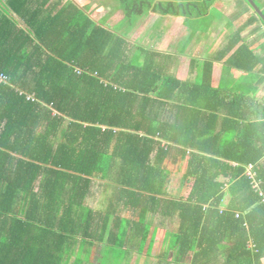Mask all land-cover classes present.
<instances>
[{
	"label": "trees",
	"instance_id": "trees-1",
	"mask_svg": "<svg viewBox=\"0 0 264 264\" xmlns=\"http://www.w3.org/2000/svg\"><path fill=\"white\" fill-rule=\"evenodd\" d=\"M216 1L123 0L121 6L129 22L151 12L192 20L208 16ZM244 2L251 10L250 24L262 22ZM256 2L264 8L262 0ZM11 3L0 2V75L7 78L0 79V264L54 263L53 250L58 253L68 244L70 213L89 210L84 205L92 179L109 181L117 160L122 177L109 207L133 205L145 220L148 209L141 204L164 205V215L179 222L176 231L163 233L175 264H186L192 255L188 264H264V197L247 175L248 166H255L264 193V119L245 126L246 93L240 97L236 91L228 103L219 90L229 88L224 80L212 88L213 62L198 63L207 76L195 85L168 74L159 62L161 52L136 46L129 55L128 32L118 35L105 19L95 22L74 4L39 20L38 14L23 15L26 0ZM11 10L27 18L29 29ZM235 48L225 64L256 72L259 58L241 34L217 60ZM244 55L248 58L240 60ZM222 111L225 118L215 115ZM206 114L215 121L204 132L208 139L196 130ZM221 121L231 123V141L230 129L211 134ZM192 149L197 152L189 155ZM179 170L189 195L176 199L164 190L165 174ZM51 185L63 186V192L69 186L73 203L57 219L60 224L38 223L36 212L50 201ZM134 198L146 199L135 206ZM44 210L38 216L43 220L49 213L59 216L54 206ZM129 238L118 241L121 253ZM130 240L143 251L147 237Z\"/></svg>",
	"mask_w": 264,
	"mask_h": 264
},
{
	"label": "crops",
	"instance_id": "crops-1",
	"mask_svg": "<svg viewBox=\"0 0 264 264\" xmlns=\"http://www.w3.org/2000/svg\"><path fill=\"white\" fill-rule=\"evenodd\" d=\"M167 1H192V0H167ZM3 5L12 6V0H0ZM264 4V0H262ZM26 6L24 8L23 15L38 14L36 19H45L50 16L54 17L57 14H62L65 12V9H73L72 4L76 5L81 11L85 12L90 18L95 22H99L102 19L107 21L108 28L114 29L111 27V22L108 20L109 17L100 15L108 14V9L111 4L104 2L102 0H26ZM122 4V2H121ZM122 10V6L119 7ZM92 10V11H91ZM264 10V8H263ZM97 12V13H94ZM153 13V12H151ZM250 14L251 10L244 0H217L213 5L208 16L204 18H194L187 20L184 17H175V16H163L166 23L161 24L163 32L159 31V35L156 37V40L148 39L146 42L147 48L161 52L163 58L159 59L161 67L163 65L164 70L168 74L173 76L182 82L188 84H199L203 82V75L194 73L197 70H201L202 64L199 66L198 63L202 62H213V70L211 75V81H209L211 87L218 88L221 85V82L226 79L229 83L228 89H219L220 94L227 100L228 103L235 99V94L241 97L242 93H246L247 97L245 98L246 107H244L247 116L245 126L251 123H257L256 121H261L264 119V114L262 108H264V25L261 22H255V24H250ZM11 15L20 23V25L26 29L27 27V18H22L18 16V12L11 10ZM96 16H99L98 19ZM161 16V15H160ZM170 18V19H169ZM189 31L188 37L185 38L186 41L183 42V46L180 47L177 42L181 41V32ZM123 34L126 35V32ZM238 34H241L242 43L249 46L252 50L255 51V55L259 58L260 64L256 68V72L249 73L232 66H228L225 63L228 59L232 57V54L239 48L241 45H238L232 52L228 53L225 60L218 61L219 53L231 42L234 37H238ZM214 35V36H212ZM203 36V37H202ZM161 37V38H160ZM194 40L192 41V39ZM194 42V44H192ZM212 43V44H211ZM206 52L204 50L209 48ZM164 46H168L166 49ZM177 49L172 50V48ZM198 46L199 48H197ZM178 48H180L178 50ZM206 48V49H205ZM199 54L202 53L200 57H194V52ZM211 52V53H209ZM248 56H241L240 60L247 59ZM244 61V60H243ZM180 71L178 72V69ZM169 70V71H168ZM200 75V77H199ZM207 74L204 75L206 77ZM232 89L234 92H232ZM211 102H214L213 100ZM226 112L222 111L221 115L215 113V115L225 118ZM214 118L206 114L205 123L200 127L198 132L200 136H205L208 139L210 134L204 132L207 131L214 123ZM230 129L231 133L228 135V141L234 139V130H231V123H228V126L223 121L219 122L211 133L212 135H221L222 129ZM248 132L255 134L250 125V130ZM226 135L221 136V138H226ZM216 137V136H215ZM192 152H197V150L192 149L189 155ZM183 173V171H182ZM184 174V173H183ZM226 177H221L220 181H228ZM92 186H90L85 197V207L91 208L90 212L83 211L81 208L72 214V220L66 221L70 227L71 235H68L69 238L73 239L77 237L76 241H68L69 246L61 250H53V253L57 254V259L52 264H106V260L109 257L119 254L126 255L129 253L128 257L131 260L124 259L127 264H135V259L140 261L139 264H175L174 262V252L169 251V245L165 244L166 238L165 234L167 231H176L169 226H167L166 220H170L171 223H177L179 227V222L177 219H170L164 215V205L160 206L161 211L155 207V204H141L140 208H147L148 213L145 216V220L142 218L141 211H136L133 205L127 204H116L114 209L110 207V213L104 214L100 213L96 209L99 207V200L104 199L102 192L105 187L112 188V194L117 190V184L109 181L102 182L101 179L95 178L92 179ZM101 182L104 186H100ZM109 184V185H108ZM166 184L164 185V187ZM44 188V187H43ZM64 187L60 186L59 188H54L52 185L49 188V193L47 198L51 195L50 201H45L42 208H39L36 212V215L42 217L45 214L44 206H54V213H58L59 216H53L48 214V218H40L35 216V219L38 223L46 222L47 220H53L55 223H59L60 214L64 213L65 202L64 196L68 194L70 196V204L73 203L71 198V188L66 187L67 192H63ZM40 185L37 186L36 191L39 192ZM70 190V191H69ZM120 193L122 192V189ZM164 190H166L164 188ZM167 191V190H166ZM168 192V191H167ZM111 194V196H112ZM168 194L173 197L169 192ZM102 195V197H101ZM46 198V199H47ZM174 198V197H173ZM146 198H134L133 204H138L141 201H144ZM78 201V200H77ZM138 202V203H137ZM82 211V212H81ZM108 212V211H107ZM157 213L163 218L162 224L154 225L153 217ZM142 221V223H139ZM79 223L77 226H74V223ZM60 224V223H59ZM126 225V226H125ZM37 227H41L38 225ZM61 230V228H59ZM167 230V231H165ZM159 231V234H158ZM60 233V232H59ZM157 234V235H156ZM138 237V240L147 237V242L144 247V250L141 251L137 246L136 241L132 243L130 238ZM130 237L127 240L126 247H124L123 252L121 253L117 243L122 238ZM160 238L162 242V247L159 252H156V240ZM82 239V240H79ZM57 240L59 238L57 237ZM155 241L153 246L150 245L151 241ZM37 244H35L36 246ZM140 245V244H139ZM58 247V245H56ZM118 255V256H119ZM63 256V259L62 257ZM169 256V257H168ZM194 255L189 256L186 259V264L193 261ZM97 260V262H96ZM121 261L120 263H122Z\"/></svg>",
	"mask_w": 264,
	"mask_h": 264
},
{
	"label": "rangeland",
	"instance_id": "rangeland-1",
	"mask_svg": "<svg viewBox=\"0 0 264 264\" xmlns=\"http://www.w3.org/2000/svg\"><path fill=\"white\" fill-rule=\"evenodd\" d=\"M102 1L110 3L111 6L108 9L109 13L106 15H100V17H104V16L107 17L108 16L109 17L108 20L111 22L110 26L114 28L113 30L118 35H122L123 37H126L123 33L128 32L127 33V39L130 43H132L130 45L128 44L129 55H131L134 52V49H136V46H142V47L146 46L145 44H146L148 39H151L154 41V40H156V37L159 35V31L161 30V33L163 32V28H161V24L166 23L164 21L165 18L163 16H160L159 14H156L154 12L153 13H145L142 17H139L137 20L135 19L133 22H129L126 19L125 12L123 11V9L121 8L122 10H120V8H119L121 6V2L123 0H102ZM156 1L161 2V1H167V0H156ZM83 13H85V12H83ZM94 13H97V12H94ZM96 17L98 19L99 16H96ZM187 33L190 34L189 31L181 32L180 36L182 38H181L180 42H177L179 44L178 47H180L181 45L182 46L184 45L183 42L186 41L185 38L188 37ZM212 36H214V35H212ZM193 40H194V38L192 39V41ZM192 44H194V42ZM211 44H209V48L208 49L205 48L206 50H204V51L207 52L210 49ZM164 47L166 49L168 48V46H164ZM196 47L199 48L198 46H196ZM175 49H177V46L175 48H172V50H175ZM179 49L180 48H178V50ZM136 50H138V49H136ZM209 53H211V52H209ZM201 55H202L201 52H199V54L197 53V51L194 52V57L195 56L200 57ZM179 71H180V68L178 69V72ZM170 72L172 74H175L172 72V70ZM194 73L201 75L200 70H197ZM164 74L168 75L165 71H164ZM200 75H199V77H200ZM225 82H226V85H231V87H232V83H229L227 79ZM232 92H234L233 89H232ZM241 93H243V92H241ZM164 113H163V115H164ZM165 117H166V114H165ZM253 170H254V166H248L249 173H253L254 172ZM120 171H121V163H120V160H117L115 163L114 169H113V175L110 179V182L117 184L116 180L121 179V177H122L121 175H119ZM165 179H166V183H165L166 186L164 188L174 198L181 199V198H186L189 195V192L185 191L186 183H185V179H184V174L181 172V170H179L177 172H172L170 175L168 172H166ZM111 194H112V188L111 187H105L104 191L102 192V195L104 196L105 200H103V199L99 200V203H98L99 207L96 208L99 211L101 210L100 213H103L104 211H108L110 209L108 202L110 200ZM102 195H101V197H102ZM230 201H231V197H230V195H227L224 203L226 205H228V204H230ZM64 202L66 203L65 208H64L65 209L64 213H65V212H67L68 207L70 205V196L68 194H65ZM90 209L91 208H89V210ZM157 209L159 211H161L159 204L157 205ZM71 213H70V217H72ZM62 215H64V214H60L59 218H61ZM152 220H154L153 221L154 225H159V226L163 222L162 221L163 218L158 213H157V215H155L153 217ZM58 221H60V220H58ZM166 222H167V226H169L170 228H172L174 230L178 229V228H176L178 226L177 223H171L170 220H166ZM78 224L79 223H77V225ZM53 226L55 227L56 231L60 232L58 224H53ZM70 230H71L70 228L66 230V233L68 235H71ZM77 239L78 238L75 237L73 239L67 238L66 240L67 241H71V240L76 241ZM79 240H82V239H79ZM162 242L163 241L160 238H158L156 240V252H159V250L161 249ZM65 246L68 247L69 244H66ZM128 255H131V254H129V253L127 255H126V253L122 254L124 259L128 258L127 260H131V258L128 257ZM122 256H118V255L111 256V257H109L108 260H106V264H127L126 261H123ZM121 261H123V262L120 263ZM96 262H97V260H96ZM139 263H140V261L138 259H135V264H139Z\"/></svg>",
	"mask_w": 264,
	"mask_h": 264
},
{
	"label": "built area",
	"instance_id": "built-area-1",
	"mask_svg": "<svg viewBox=\"0 0 264 264\" xmlns=\"http://www.w3.org/2000/svg\"><path fill=\"white\" fill-rule=\"evenodd\" d=\"M0 79L3 81L5 79H7L4 75H0ZM253 166V165H250ZM254 172L253 173H249L248 168H247V175L250 176V178L253 180V188L260 193L261 196L264 197V193L262 191L261 188V183L257 180V173L255 172V166H254ZM208 206H205V208H207ZM225 211V209H222V213ZM241 213L240 212H236V218H240Z\"/></svg>",
	"mask_w": 264,
	"mask_h": 264
},
{
	"label": "water",
	"instance_id": "water-1",
	"mask_svg": "<svg viewBox=\"0 0 264 264\" xmlns=\"http://www.w3.org/2000/svg\"><path fill=\"white\" fill-rule=\"evenodd\" d=\"M246 1L248 2V4L252 7V9L255 11V13L259 16V18L264 23V12L259 7V5L256 3V1L255 0H246Z\"/></svg>",
	"mask_w": 264,
	"mask_h": 264
},
{
	"label": "clouds",
	"instance_id": "clouds-1",
	"mask_svg": "<svg viewBox=\"0 0 264 264\" xmlns=\"http://www.w3.org/2000/svg\"><path fill=\"white\" fill-rule=\"evenodd\" d=\"M256 1V0H255ZM257 3V2H256ZM258 4V3H257ZM259 5V4H258ZM260 7V6H259ZM252 8V7H251ZM261 8V7H260ZM262 9V8H261ZM262 11L264 12V10L262 9ZM263 25H264V23L263 22H261ZM144 48H146L147 50H151L150 48H147V47H145V46H143ZM81 73V72H80ZM226 188H228V185H226ZM206 206H208V205H206ZM209 208V206L207 207V208H205V209H208ZM222 209H225L226 210V206L224 207V208H222Z\"/></svg>",
	"mask_w": 264,
	"mask_h": 264
}]
</instances>
